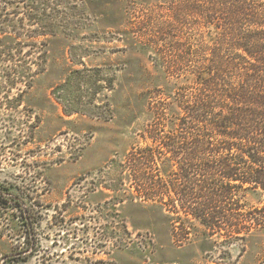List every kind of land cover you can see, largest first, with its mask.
I'll use <instances>...</instances> for the list:
<instances>
[{
    "label": "rangeland",
    "instance_id": "obj_1",
    "mask_svg": "<svg viewBox=\"0 0 264 264\" xmlns=\"http://www.w3.org/2000/svg\"><path fill=\"white\" fill-rule=\"evenodd\" d=\"M164 1L0 0V188L26 202L0 207V264H264V228L213 234L143 200L126 171L153 106L171 120L190 89L134 32ZM241 200L249 215L264 194Z\"/></svg>",
    "mask_w": 264,
    "mask_h": 264
},
{
    "label": "trees",
    "instance_id": "obj_2",
    "mask_svg": "<svg viewBox=\"0 0 264 264\" xmlns=\"http://www.w3.org/2000/svg\"><path fill=\"white\" fill-rule=\"evenodd\" d=\"M143 16L139 42L169 73L186 72L190 89L171 120L166 104L153 106L151 145L128 155L126 171L143 200L245 239L264 228V205L240 212L243 193L264 194V0H166ZM17 199L0 188V207L26 205Z\"/></svg>",
    "mask_w": 264,
    "mask_h": 264
}]
</instances>
